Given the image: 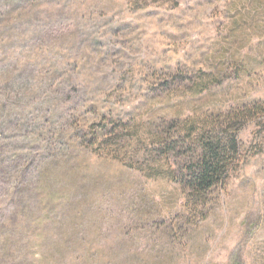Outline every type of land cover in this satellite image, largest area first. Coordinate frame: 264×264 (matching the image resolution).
I'll return each mask as SVG.
<instances>
[{"label": "rangeland", "instance_id": "obj_1", "mask_svg": "<svg viewBox=\"0 0 264 264\" xmlns=\"http://www.w3.org/2000/svg\"><path fill=\"white\" fill-rule=\"evenodd\" d=\"M255 106L264 0H0V223L83 219L97 264H264ZM201 139L238 153L195 199ZM38 233L2 235L22 263Z\"/></svg>", "mask_w": 264, "mask_h": 264}, {"label": "trees", "instance_id": "obj_2", "mask_svg": "<svg viewBox=\"0 0 264 264\" xmlns=\"http://www.w3.org/2000/svg\"><path fill=\"white\" fill-rule=\"evenodd\" d=\"M253 113L254 118L256 115H262L264 111L260 107L255 106L254 109L248 112V115ZM247 113L243 114L246 115ZM241 115V114H240ZM238 115L236 120L240 119ZM230 143L223 145L218 142L215 143L213 140L201 139L202 156L199 158L195 169L190 172L189 189L194 193L195 199L204 196L205 192L213 187L221 179L226 167L230 164L228 159L229 149L233 148L234 156L237 155V151L234 150L235 144ZM52 158V157H51ZM45 162H48L47 157H44ZM9 158L5 157L4 151L0 149V166L7 164ZM8 165V164H7ZM144 214H149L153 218L154 214L151 213L149 208H142ZM143 215V213H142ZM139 220H150L151 218H144L138 215ZM7 220L0 223V264H75L77 257V251H81L82 256L78 258L80 264H97L95 260V253H90L89 250L92 247V242H82L79 229H83V219L78 223L74 216L68 215L66 218L61 219L60 217H48L43 215L39 219H34L33 215L27 213L23 216H18L15 212L6 217ZM57 220H56V219ZM19 224L23 225L26 230L40 229L41 233H38L39 246H42V242L46 241V251L43 253H30L29 260L25 259V262L18 263L16 257L9 249V242L11 235L9 234L6 238L2 235L8 230V225L13 223L15 226ZM32 226V228H31ZM131 236L128 237V240ZM43 240V241H42ZM134 240H130L132 244ZM102 246V245H101ZM23 256L26 254L22 253ZM32 255V257H30ZM22 256V255H21ZM75 261L72 262V259ZM107 264V263H100Z\"/></svg>", "mask_w": 264, "mask_h": 264}]
</instances>
